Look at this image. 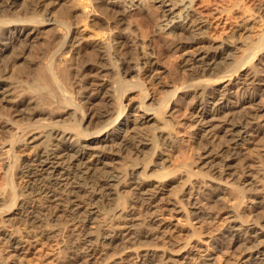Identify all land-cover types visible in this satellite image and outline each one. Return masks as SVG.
<instances>
[{"label": "bare ground", "instance_id": "6f19581e", "mask_svg": "<svg viewBox=\"0 0 264 264\" xmlns=\"http://www.w3.org/2000/svg\"><path fill=\"white\" fill-rule=\"evenodd\" d=\"M147 2L150 6L151 3L159 4L156 7L161 8V15L156 19L158 30L177 37L189 32L190 36H186L182 47L192 49L184 57L186 70L190 71L187 83H161L160 92L164 97L158 103H154V99L148 103L147 99H152V96L149 97L140 76L143 71L144 74L149 71L147 76H150L155 70L148 69L154 63L151 58L153 51H147L145 45L148 43L144 44L147 35L129 18L134 11L148 10ZM194 2L0 0V155L3 154L5 160L2 174L5 176H0V181L5 178L2 181L5 186L0 190L6 191L4 193L9 198L6 197V202L4 194L0 193V210L17 207L11 219L1 220L0 243L5 250L18 249L22 240L15 234V220L25 223L26 234L36 232V235L52 239L56 232L54 227L63 216L79 229L71 237L73 246L68 264H191L190 254L193 252H201L195 264H232V258L238 255L240 264H264V224L255 218L248 224L240 221L235 207L233 209L229 205L224 211L229 222L225 232L227 242L220 238L221 235L195 236L194 233L196 228L212 221L210 218L216 203L222 198L221 194L227 193L234 181L238 182L241 177L236 176L234 168L249 145L254 143L262 126L257 116H252L251 105L260 112L264 110V106L252 103L254 98L247 100L250 105L245 107L237 102L225 103L231 83L236 77H241L237 70L252 63L256 52L249 49L239 62L232 50L233 45L229 43L219 48L197 46L207 25L202 14L201 17L196 15L198 12L194 14ZM262 11L261 16L264 17V7ZM257 38L259 41L263 39ZM261 43L258 49L263 48ZM88 46L92 50L87 52ZM154 76L156 83H160V78ZM224 81L229 83L222 85ZM75 86H80L77 87L81 89L79 94L85 90L79 99V95H74L77 89L73 92ZM134 90L140 91L141 99L127 109L124 102L126 92ZM218 95H221V100ZM172 98L177 101L184 99L193 106L200 103L201 121L206 119V115H213V118H207L203 123L197 119L193 121L188 108L181 102L176 105L179 108L172 106L171 113L164 114L171 117L173 111L180 110L174 115V127L168 128L169 125L164 126L162 121L165 130L158 122L154 125L162 107L160 104H169ZM94 106H97L95 111ZM237 108L244 110L241 113L243 117L238 115L239 118H235L239 111ZM170 120L164 119L165 122ZM196 122L210 127L201 134L202 139L213 145L220 132H224L228 146L214 149V145L208 147V143L206 146L203 144L204 152L202 157H198L200 162L197 161L201 166L189 170L190 175L185 172L190 178L185 179L183 187L190 183L192 175H203L211 183L199 181L196 185L201 189L199 198L197 194L188 192L164 207L162 194L172 185L169 180L171 172L169 176L166 174L170 170L168 168L181 167V163L194 158L197 136L193 129H197L194 128ZM146 125L154 126L152 130H158L167 141L169 152L163 154L164 158L160 157L164 161L161 168L167 170L164 169V175L154 177L149 173L154 169L150 162L134 163L127 177L111 163L118 157L139 156L146 145L153 142L150 141L153 136L141 137ZM21 130H24L23 139L20 135L17 137ZM19 141L27 144L24 146L33 145L39 149L32 162L21 164L20 171L32 179L29 187L43 199L42 206L37 202L39 198L22 199L16 192L12 172L18 165L19 155L15 146ZM202 167L207 170H200ZM246 176L238 185L241 190L253 184L254 178ZM227 178L233 181L228 183ZM122 193H128L150 213L148 224L140 221L136 213H129L126 207L118 209L113 218L123 220V229L111 221L107 227L97 223L98 216L103 214L101 200L124 196ZM254 206L263 207L264 199ZM178 226L194 231L193 236L189 237L184 248L171 252L157 240L162 236L167 240L173 239L168 231ZM5 253L1 258L5 263L0 264H9L8 260L13 256L11 252Z\"/></svg>", "mask_w": 264, "mask_h": 264}, {"label": "rangeland", "instance_id": "374dc122", "mask_svg": "<svg viewBox=\"0 0 264 264\" xmlns=\"http://www.w3.org/2000/svg\"><path fill=\"white\" fill-rule=\"evenodd\" d=\"M147 4H148L147 9L149 8L148 10H146V11L145 10L144 11H142V10L134 11L132 14L130 13V15L132 17L129 16V18L137 24L140 31L143 30V33L145 35H147L146 36L147 41H146V39L144 40L145 42L143 41L144 44L145 43L146 44L148 43V45L150 44L149 46L145 45L147 51L148 52L153 51V52H151L152 53L151 55H153V57H151V58H152V62H154V63L151 66L149 65L148 69L154 68L155 70L153 72H151V74H150L151 77L147 76L150 73L149 71L146 74H144L145 71H143L142 72L143 74H140V76L143 78V80L146 84L147 90L149 92V97L152 96V99H150V100L147 99L148 103L151 102L153 99H154L153 100L154 103L155 102L158 103V102H160V100H163V97H164L163 96L164 93L160 92L159 86L161 83H167L168 81L171 83L173 81H174V83H183V82L185 83L186 80L188 79L190 71L186 70L184 57H185L186 53L192 49L187 50V49H183V47H182V42L186 39V36H190L189 32L183 33L181 35L179 34V36L177 37V36H174L172 34L168 35L167 32H163L162 30H158V29H160V27H158V24H156V19L158 18L159 14L161 15V12H160L161 8L156 7V5H159V4L154 5V3H151V6H150L149 2H147ZM154 7H156V8H154ZM263 7H264V0H195L194 4L192 6L193 10L195 11L194 14L196 12H198L196 15L199 14L200 17L202 14V18L206 19V25H207L203 31L204 35L202 34L203 38L197 46L201 45L206 49L210 46H211L210 48H219V47H222L223 45L229 43V44L233 45L232 50L235 52L234 55L238 61L243 60V59L241 60V57L243 58V55H245L249 49L251 50V52H253V51L256 52V56L254 57V60L252 59L253 60L252 63L250 62L249 64H244L242 66L243 70L240 68L237 70V71H239L238 74L242 78L236 77L232 83L230 82L231 85H230L229 91L231 94L229 93V95H227L225 103H230V102L236 103L237 102V104L241 103V105L243 107H245L246 105L247 106L250 105V103H248L246 101L249 100L250 98H254L253 99L254 101L252 103H258L259 105L264 106V46L262 49H258V46L261 43L260 41H263V43H261V45L264 44V40H263L264 37L261 36L264 34L263 32H261V31H264V24H263L264 23V17L261 16V14H263V11H262ZM157 8H159V9H157ZM201 11H202V13H201ZM156 13H158V14L154 16V14H156ZM133 14H134V16H133ZM151 20H153V21H151ZM152 23H154L155 25ZM153 28H154V30H153ZM145 31L148 33H145ZM161 32H162V34H161ZM153 33H154V35H153ZM261 33H263V34H261ZM257 37H261L263 39H261L259 41L260 38H257ZM173 38H175L176 40ZM180 41H181V43H180ZM258 42H260L259 45H258ZM255 43H257V44H255ZM86 49H87V52H88V50L89 51L92 50V48H90V47L86 48ZM155 60H156V62H155ZM182 66H183V68H182ZM175 69L177 70V72ZM154 75L160 78V83H156L157 81H155L152 78ZM170 76H172V77H170ZM245 78H247V79H245ZM226 83H229V82L224 81V83H222V85H225ZM75 87H73V90L75 89L73 92H75L77 89V91L75 92L76 94L74 93V95H76V96L79 95V96H77V98L79 99L80 95L83 96V94L85 93V90L82 89L83 93H82V91H80L81 94H79L78 91L80 88H77V87H80V86H77L76 88ZM218 96H219L218 97L219 100H221V98H220L221 95H218ZM140 97H141V95H140L139 90L127 91L126 92V99H124L125 104H127V109L131 108V106L133 104H137ZM218 98L215 101H217ZM227 100H229V101H227ZM181 102L184 103L186 105V107L188 108V113L191 116V118L193 119V121H195L197 119L200 122L201 119L203 118V116H201L202 105L200 103L195 104L193 106V105H188L184 99L177 101L176 99L174 100L172 98L171 101L169 102V104H168V102H167V104L165 102V104L167 106L164 104V102H162L160 104V106H162V107H160L159 112L157 113L156 118L157 117L158 118H157L156 122H153L154 125L157 124V122H158L159 126H161L162 129L165 128V127H163L164 123H165L164 126H166V127L169 125L168 128L174 127L173 126V125H175V121L173 119L174 115H177L178 113H180V110L179 111L178 110L173 111L174 113L171 115L172 118L164 116V114L171 113V111L173 110V109L171 110L172 106H175V108H179L176 105L180 104ZM96 107L97 106H94V108H93L94 111H95ZM253 107L254 106L251 105V112L253 111L251 114H252V116H254V115L257 116V118L259 119V123L261 122L262 126H261V130L259 131V134L256 137L254 143L249 145L247 152H245L242 155L241 160L236 164V166L234 168V170H236V173H235V174H237L236 176H239V177L241 176V177L238 179V182L234 181L233 186L231 184L232 187L230 186L231 188L228 189L229 191L227 193L221 194L222 198L220 199V202L216 203V205H215L216 208L214 207L215 210L213 211V216H212V218H210V219H212V221L209 219L210 220L209 223L206 222L205 225H203L199 228H196L198 233H197L196 229H194L196 232H194V231L191 232L190 230H188V229L186 230V228H183L182 226L181 227L178 226V227H173L170 229V231H168L169 233L171 232L170 234L172 235L173 239L167 240L168 238H165L162 236L159 240H157L158 243L160 242L159 244L163 245V247L166 248L168 251L172 252L175 250L177 251L180 248L181 249L184 248V246L188 242L187 240H189V237L193 236L192 235L193 232L195 233V236H197L199 234H200V236L201 235L206 236V235H210V234H213V235L215 234L216 236L221 235L220 238H222V240L224 242H227L228 238L225 236L226 235L225 232L228 229L229 222H228V219L226 218L227 214L224 213V211L226 210V207H228L229 205H230L229 207H231L233 209H234V207L236 208L234 210L237 211L236 213H238V215L240 217L239 218L240 221L241 220L243 222L246 221L245 223L248 224L250 222H253V220L255 218L256 221L264 224V209H263L264 206L263 207H255L254 206V205H256V203L259 200L264 199V168H263L264 167V125H263L264 124V110L260 112L256 107H254V109H253ZM162 108H163V110H162ZM237 109L240 111V108H237ZM254 111L255 112L257 111L258 113L256 112L257 113L256 114ZM127 112H129V110H127ZM136 112H135L136 114H140V111L139 112L136 111ZM242 112H244V110L240 111L238 114L236 113L235 118H239L238 115L241 117ZM158 114L161 117H162V115L164 117L161 118L160 116H158ZM260 114H263V115L260 116ZM205 118L206 119L201 121L202 123L205 120H207V118H208V120L212 119L213 115H211V116L206 115ZM257 118H256V120H257ZM164 119H169V120L171 119V120L169 122L168 121L165 122ZM161 121H162V123L163 122L164 123L162 124ZM199 122H196L197 125L194 126V128L197 127V129L196 128L193 129V132H196V136H197L195 139L196 140L195 146L193 148L194 149V158L189 159L188 160L189 162L181 163V167L178 165V167L181 168L180 170H178L179 169L178 167H177L178 169L177 168L172 169L170 167V168H168V169H170L169 171L166 168H164L165 170H167V172H166L164 169L161 168L164 165V163H163L164 161L160 157H163V158L165 157V156H163V154H165V153L167 154L169 152V146L167 145L166 139L158 132V130L157 131L152 130V129H154L153 128L154 126H151V125H150L151 127L146 125L143 128V134L141 137H149L150 138L153 136L154 140L153 139L151 140V138H150V141H153V142H151L150 145H146V147L143 149V152H141V154L139 156L132 155V157H130V158H127V157L119 158L118 157L116 159V161L114 160V162H112L111 164L116 166L120 172L125 173V175L127 177H129L130 171H131V166L134 163L144 164V163L150 162L149 165H151L152 169L153 168L154 169L150 170L151 172L149 171V173L150 174L152 173L153 175L152 174L151 175L154 177H159L160 174H161L160 176L164 175V174H162L163 171L166 172V174L168 173V176H169V173L171 172V174L169 176L170 177L169 180H171L172 185L169 186V189L166 192H164V194H162L163 201L165 200L164 207H165V205H168V203L171 200L173 201L174 199H178V198L186 195V193H188V192L195 193L193 195H196V194L198 195L199 191L201 189L199 190V188L196 185L199 183V181L201 182V181L205 180V181H207L206 183H211L208 180H206V178L203 177V175L202 176L200 175L199 177L197 175H196L197 177L195 175L193 177V175H192L191 179H190V183H187L185 185V187H183V185H184L185 179L187 180V178H190V177H188L190 175L189 170L194 169V168H199L201 166L199 163L200 162L199 160H201V159L198 160V157H202L201 154H203L202 152H204V151H202L201 146L203 144L206 146L207 143H208L207 144L208 147L209 146L212 147L214 145L212 147V148L215 147L214 149H218V148H221L223 146L224 147L228 146L227 141L224 140L227 138L225 135H223L224 132H220V135H222V136L219 135V137L214 140L215 142H217V144L214 142L212 145V143L209 144L208 140H206L207 141L206 142L205 139H202L201 134L202 133L205 134L206 130H208L210 127L207 125H204L205 126L204 127L203 124H201ZM151 123L152 122H150V124ZM214 123L216 124L217 122L214 121ZM198 124H199V126H198ZM168 128H166V129H168ZM200 128H202V129H200ZM23 132H24V130L19 131L17 133L18 136L17 135L16 136L19 138V135H20V137L23 139L24 138V135H22V134H24ZM130 136H132V134ZM19 142H17V144L15 146L16 152L19 155L18 156L19 160L17 162L18 165L15 164L16 165V167L14 166L15 170L13 169L14 173L12 172L13 176L11 175L13 180H14V185L16 186V188H15L17 190L16 192L21 196V198L23 197L22 199H24V198L27 199V197L28 198H34V197L39 198V199H37V202L39 203L40 206H42L43 199L36 196L31 191V188L29 187V183L31 182L32 179H30L27 176H23L21 174V171H20L21 164L27 163L29 161L32 162V160L35 158V155L39 149L34 147L33 145L32 146L30 145L31 147L29 145L24 146V145H27V144H24V141H21L23 144L21 142H20L21 144H18ZM218 144H220V145L218 146ZM204 145H203V148H205ZM216 146H218V147L216 148ZM3 150H5V149H3ZM0 153H2L1 150H0ZM2 157H3V154H2V156L0 155V163H2V164H0V176H2V174L4 173L3 170H5V168H4L5 164L3 163L5 160ZM190 160H191V162H190ZM117 161H119V162H117ZM197 161H199V162H197ZM159 164L160 165L163 164V165L160 166ZM152 165H156V166H152ZM185 165L187 166V168L188 167H190V168L187 169L185 167ZM185 168H186V170H185ZM205 168L206 167H202V168H200V170L205 171ZM261 168H263V169H261ZM171 169H172V171H171ZM161 170H162V172L158 173ZM187 170L189 173L187 172ZM206 170H207V168H206ZM185 172H186V174H189V175H186ZM155 173H157V175ZM246 175H249L250 177L254 178L253 184H252L253 186L247 185L246 190L245 189L241 190L239 187L240 186L239 183H241V181L247 177ZM4 176H5V174L2 177H4ZM4 179H2V181H4ZM2 181H0L1 182L0 183L1 189L3 188V186H5V184H3L4 182H2ZM179 181L182 183H180ZM232 181L233 180H230L229 178H227L228 183H230ZM192 186H194V187L192 188ZM237 186L239 187V189L242 192H240V190L237 189L238 188ZM233 187H234V189H233ZM180 188H182V189H180ZM4 192H6V191H4ZM4 192L1 191L0 193L4 194L3 198L7 202V200L9 199L8 194L4 193ZM5 194H7V195L5 196ZM122 194L124 196L118 195V197L116 196V198H114L112 200H107V199L101 200L100 209L102 211L101 213H103V214L98 216V220H97L98 222L97 223L102 225L101 227H107L109 225L108 221H111V222H114L115 225H118V227L120 229H123V227H122L124 225L123 220H120V219L116 220L113 218L116 215L118 209L126 207V210L127 211L129 210L128 211L129 213L130 212L131 213L134 212V214L136 213L135 215L140 221H144L143 222L144 224H148L149 223L148 215L150 216V213H148L146 210H144L142 205H140L138 202H135L134 199L131 198L128 193L127 194L122 193ZM32 195H33V197H32ZM24 196H26V197H24ZM198 198H199V195H198ZM188 206H189V204H188ZM12 207L13 208H10V209L5 208L4 210H0L1 211L0 212V229H1V224H2L1 220L4 218H6V219L10 218L11 219L14 212L17 211L16 206L15 207L12 206ZM257 208H258V210H257ZM187 209H189V207H187ZM164 211L165 210H161V212H164ZM257 213H259V214H257ZM106 215H108L109 217ZM104 216L107 217L106 218L107 223L105 222V220H103V219H105ZM258 218H260V219H258ZM14 222H16L14 225L15 234L17 236L19 235L18 239L21 238L23 241L20 240V244H18L19 247L16 250H13L12 248H7V250H5L4 249L5 246H1L2 244L0 243V249H2V250H0V255H1L0 256V263H5V260H3L1 258H3V256L6 254L5 252H7V251L11 252V254H13V256L10 257L11 260H10V258L8 260L9 264H68L69 263L68 262V260H69L68 256H70L71 250H72L71 248L73 246L72 241H71V239H72L71 237H73L79 231V229H77L78 228L77 226L70 223L66 219V217H63V216L59 217V219L57 221L58 224H56V226L54 227V229L56 230V232L54 233L55 236L52 239H46L44 237H41V235H38V234L36 235L35 234L36 232L26 234L25 223L23 221H16V220ZM101 223H105L106 225H103ZM186 252H189L188 249ZM190 253H192V252H190ZM200 255H201V252H198V253L193 252L192 254H190V257H191L190 261L192 262V263L191 262L190 263L195 264L196 262H198ZM237 258L239 259V255ZM237 258L236 257L232 258L234 260H231V262H233L235 264H240L238 262L239 260Z\"/></svg>", "mask_w": 264, "mask_h": 264}]
</instances>
